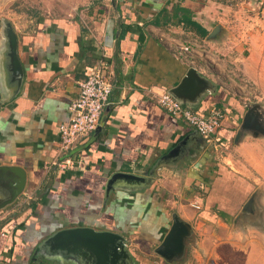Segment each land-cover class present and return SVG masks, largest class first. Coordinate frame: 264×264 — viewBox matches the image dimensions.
<instances>
[{"label":"crops","instance_id":"obj_1","mask_svg":"<svg viewBox=\"0 0 264 264\" xmlns=\"http://www.w3.org/2000/svg\"><path fill=\"white\" fill-rule=\"evenodd\" d=\"M220 7L219 0H90L75 17L9 23L14 56L0 28V264H177L187 228L202 235L191 247L200 264H264V225L251 222L249 244L240 241L245 204L264 223V211L252 208L264 202V136L232 131L242 96L231 93L224 69L232 63L263 93L264 37L242 40L233 28L227 35ZM99 58L108 65V103L88 139L63 154L58 125ZM189 68L199 90L173 95L201 112L223 111L209 141L158 104ZM66 155L75 164L60 168L55 162ZM231 216L234 242L220 243ZM175 222L180 242L162 245ZM76 227L118 234L122 250L101 260L73 251L62 240Z\"/></svg>","mask_w":264,"mask_h":264},{"label":"rangeland","instance_id":"obj_2","mask_svg":"<svg viewBox=\"0 0 264 264\" xmlns=\"http://www.w3.org/2000/svg\"><path fill=\"white\" fill-rule=\"evenodd\" d=\"M212 1L215 2L218 0ZM89 2L90 0H0V28L4 26V28L7 29L9 23L28 28L34 27L38 22L44 20L48 21L60 17H75V12L83 9ZM219 2L221 6H223L220 7L219 11L222 13V9L225 10L223 15L225 16V32L227 35L229 29H234L236 31L239 29L240 33L243 35L242 40H249V37L254 35L264 37V0L260 5H258V2L254 5L255 1L253 0H219ZM234 22L240 23L241 25L231 27ZM11 28L14 30V27ZM244 46L245 48L242 49L241 52L243 56H247L249 54V50L247 49L248 43H244ZM202 62L205 66H213L209 60H207L209 64L206 60ZM230 66H233V64L230 63L229 66L224 67V69H228L229 71V75L226 78L231 83V87L234 88L231 93L242 96L240 101L243 105L239 112L240 122L238 126L234 123L236 127L231 129L232 131L234 130V133L237 132L239 136L247 133H252L253 135H251L254 138L264 136V92H260L254 83L250 82L242 75L239 69L235 70ZM194 132L196 131L194 130ZM223 146H226V144H223ZM187 205L188 208L191 207L190 204ZM252 208L254 211H258L259 215L261 211H264V202L260 197L259 201L254 204ZM241 210L243 211L242 231L247 233V236L242 235L240 241L245 248L252 237L248 235L251 222L254 226H261L264 225V223L262 224L261 221L263 220L259 217L255 220L251 219L249 203L245 204ZM217 213L223 216L221 210ZM236 221L237 220L231 216L228 221L229 227L227 228L229 232L222 234V237L218 238V242H234V233L230 232V230L233 228ZM201 237V233L193 231V228H187L185 239H183L184 242L187 243V251L185 256L179 258L177 264H200V260H202L203 257L199 258L195 256L191 252V247H197V244L201 241ZM178 242H180V240H178ZM230 253L232 254V252ZM147 254L154 256L155 252L153 248H150ZM244 255L245 254L242 252L243 257H245ZM212 257L213 256H211V258ZM227 257L226 255L225 258ZM204 263L208 264V261L206 260ZM223 263L228 264V261L225 260Z\"/></svg>","mask_w":264,"mask_h":264},{"label":"built area","instance_id":"obj_3","mask_svg":"<svg viewBox=\"0 0 264 264\" xmlns=\"http://www.w3.org/2000/svg\"><path fill=\"white\" fill-rule=\"evenodd\" d=\"M262 2L263 0H258V5ZM182 50H189V46H183ZM111 87L108 65L105 60L99 58L85 77L78 82L77 95L68 105L69 116L58 125L59 148L63 154L70 152L77 144L85 142L97 128L101 113L108 103ZM158 104L207 141L212 140L222 126L224 117L222 110L211 109L201 112L198 108L186 106L169 91L159 95ZM55 164L60 168H66L73 167L75 162L66 155ZM194 205L198 207L197 204Z\"/></svg>","mask_w":264,"mask_h":264},{"label":"water","instance_id":"obj_4","mask_svg":"<svg viewBox=\"0 0 264 264\" xmlns=\"http://www.w3.org/2000/svg\"><path fill=\"white\" fill-rule=\"evenodd\" d=\"M7 36H8L10 48L12 50L11 54L12 56H14L16 37L10 25H8L7 27ZM199 87H200V81L195 74V69L189 68L186 75L182 78L178 86H176L173 90H171L172 92L171 94L173 95V93H175L177 95H184V96L189 92H191V94H194L199 90ZM178 226H179L178 222H175L172 225L169 233L165 236L162 245L167 246L168 244L170 246L171 244H173L174 246L175 244H177L178 242L177 233L179 230ZM62 241L63 242L71 241L72 245L69 246V248H71L72 250L74 249L73 251H77V249L92 251L98 257L99 260L103 258L104 259L108 258L107 256L110 255H112L111 256L112 258H115L122 250V249L119 250V248L123 246L122 245L123 238L120 235L111 233L109 231H97L89 227H76L67 230L63 235ZM69 248H67L68 251Z\"/></svg>","mask_w":264,"mask_h":264}]
</instances>
